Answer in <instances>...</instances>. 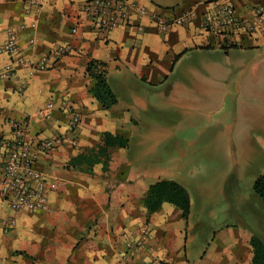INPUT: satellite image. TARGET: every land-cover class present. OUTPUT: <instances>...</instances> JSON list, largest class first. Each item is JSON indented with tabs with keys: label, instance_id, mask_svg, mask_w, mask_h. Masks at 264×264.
<instances>
[{
	"label": "crops",
	"instance_id": "crops-1",
	"mask_svg": "<svg viewBox=\"0 0 264 264\" xmlns=\"http://www.w3.org/2000/svg\"><path fill=\"white\" fill-rule=\"evenodd\" d=\"M85 1L39 0L36 8L28 10L25 0H0V46L13 32L16 58L26 64L14 66V74L7 77L4 70L12 59L0 54V181L4 144L14 139L12 123L26 127L29 140L46 139L66 133L71 115L64 107L81 117L76 147L65 143L49 154H39L35 162L47 175V212H14L0 193V264H119L129 253L128 245L140 238L144 247L130 250L133 262L252 264L250 239L255 236L264 244L262 220L254 226L257 229L222 225L209 242L200 243L199 237L209 229L196 230L190 196L187 219L168 203L148 215L144 197L158 180L174 181L188 193L181 180L164 178L165 172L150 173L149 168L165 167L170 120L197 126L201 116L214 113L221 104L223 88L218 89V78L225 82L231 66L215 63L214 57L249 54L253 57L250 72L261 78L253 62L264 59L258 57L264 50V21L256 22L253 6H264V0H230L236 18L253 27L250 32L206 30L202 14L209 7L200 0H133L151 14L194 16L165 32L134 18L132 27L105 34L93 31L83 19L80 11ZM62 46L68 48L67 54L48 61L49 69L28 75V65ZM91 61L105 64L107 84L117 99L109 109L91 94L96 83L86 72ZM257 86L243 96L240 92L238 97L246 103L242 106L238 100L235 114L243 113L236 117L240 143L256 132L258 155L245 164L256 166L260 173L264 170V90ZM49 101L54 109L51 118L44 120L41 113ZM229 130L231 139L233 128ZM106 133L126 139L127 146L108 147L106 157L98 156ZM148 137L155 140L147 143ZM236 176L231 171L228 180ZM200 198L201 211L207 212L216 197L205 193Z\"/></svg>",
	"mask_w": 264,
	"mask_h": 264
},
{
	"label": "rangeland",
	"instance_id": "rangeland-1",
	"mask_svg": "<svg viewBox=\"0 0 264 264\" xmlns=\"http://www.w3.org/2000/svg\"><path fill=\"white\" fill-rule=\"evenodd\" d=\"M264 58L263 52L258 54ZM240 58V61H236ZM253 57L249 54H231L230 58L215 56V63L228 64L231 66L230 74L226 81L221 83L218 78L217 87L222 89L221 104L213 111L203 115L197 126H191L183 121L174 123L170 120V135L167 142L163 163L165 167H151L150 173L160 174L165 172L164 178L179 179L186 186L188 196L192 202V221L198 220L196 230L206 231L200 236V243L205 240L210 241L216 229L222 225L250 226L255 228L258 220H262L264 225V209L252 191L254 180L264 172L258 173L256 166H246L245 162H252L255 155H258L256 132L250 133L242 142H239L237 133L236 117H241L243 113L235 114L236 102L245 106L243 97H238L241 92L255 89L264 90V59L257 62V69L261 78L250 71V62ZM244 63L245 66L239 69L238 65ZM234 68V69H233ZM259 78V79H258ZM253 79V80H252ZM258 80V81H257ZM246 85L248 87H246ZM254 87V88H252ZM235 101V102H234ZM250 106L262 107L261 104H252ZM241 112V111H240ZM231 125V126H230ZM233 128L231 139L229 137L230 127ZM228 129V130H226ZM155 140L153 137L147 138ZM230 140L233 144L231 145ZM248 142V143H247ZM147 147V146H146ZM252 148V149H250ZM157 164V163H156ZM160 164V163H158ZM231 171L237 173V178L231 179ZM163 177V175H162ZM214 195L215 201L209 206L207 212L201 211V194ZM233 194V195H232ZM234 196V201L232 197ZM243 201H237V199ZM233 205V207L231 206ZM229 214V215H228ZM192 235V233L190 234Z\"/></svg>",
	"mask_w": 264,
	"mask_h": 264
},
{
	"label": "built area",
	"instance_id": "built-area-1",
	"mask_svg": "<svg viewBox=\"0 0 264 264\" xmlns=\"http://www.w3.org/2000/svg\"><path fill=\"white\" fill-rule=\"evenodd\" d=\"M201 4L209 7L202 14V27L211 31L239 30L245 32L252 31V26L244 24L235 16V7L230 0H200ZM39 0H25L27 9L31 10L38 6ZM255 20L259 25L264 21V6H253ZM80 14L89 23L93 31L98 34H105L116 28L132 27V20L148 21L160 32H165L171 28L184 25L185 21L194 16L187 13L171 18L163 17L160 14H151L144 7L139 6L133 0H86L81 8ZM137 29L141 30L140 27ZM76 28L71 29V34H75ZM67 47H58L53 52L42 57L37 63L30 64L28 75H33L34 71H44L49 69L48 61L59 60L68 53ZM18 49L16 46V36L13 32L7 34L6 40L0 46V54L10 56L12 62L5 67L7 77L14 74V66H26L25 61L16 58ZM54 103L49 101L41 113V118L48 120L52 116ZM69 111L71 117L66 133L56 134L46 139L33 137L28 139V130L21 124L12 123L14 130L13 141L4 144L5 159L3 177L0 181V193L3 201L8 207L16 211L27 212H47V175L37 169L35 162L39 154L46 155L53 150L63 146L65 143L71 147L77 146L76 131L81 124V117L71 108L64 107ZM34 143L33 145L30 143ZM7 224V223H6ZM12 223L10 222V225ZM10 225H6L8 229ZM145 235H142V237ZM144 247V240L138 239L135 243L128 245L127 252L121 257L119 264H157L153 260H142L133 262L130 254L131 249L140 250Z\"/></svg>",
	"mask_w": 264,
	"mask_h": 264
},
{
	"label": "trees",
	"instance_id": "trees-1",
	"mask_svg": "<svg viewBox=\"0 0 264 264\" xmlns=\"http://www.w3.org/2000/svg\"><path fill=\"white\" fill-rule=\"evenodd\" d=\"M86 72L96 81L94 87L91 89L93 98L104 109H109L115 105L117 99L107 84L105 64L98 61H91L86 68ZM103 144L104 147H99L98 156L106 157V148H125L127 146V140L106 133L103 137ZM252 191L264 209V172L254 180ZM163 203L177 207L182 212L183 217L185 219L188 218L190 213L189 196L187 191L178 183L171 180H158L148 187L144 197V207L147 214L156 212ZM250 246L253 250L252 264H264V244L257 237L252 236Z\"/></svg>",
	"mask_w": 264,
	"mask_h": 264
}]
</instances>
